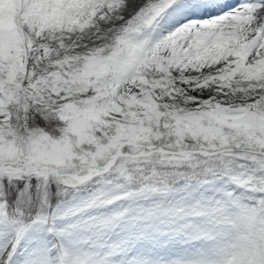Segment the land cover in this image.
<instances>
[{
  "label": "snow or ice",
  "instance_id": "1",
  "mask_svg": "<svg viewBox=\"0 0 264 264\" xmlns=\"http://www.w3.org/2000/svg\"><path fill=\"white\" fill-rule=\"evenodd\" d=\"M0 264H264V0H0Z\"/></svg>",
  "mask_w": 264,
  "mask_h": 264
}]
</instances>
